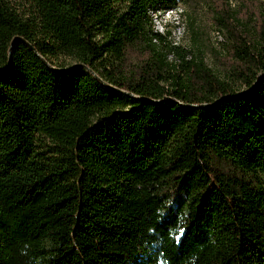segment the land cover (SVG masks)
Returning a JSON list of instances; mask_svg holds the SVG:
<instances>
[{"label": "trees", "instance_id": "trees-1", "mask_svg": "<svg viewBox=\"0 0 264 264\" xmlns=\"http://www.w3.org/2000/svg\"><path fill=\"white\" fill-rule=\"evenodd\" d=\"M175 1L0 0V264H264V49L200 96L113 70Z\"/></svg>", "mask_w": 264, "mask_h": 264}, {"label": "rangeland", "instance_id": "rangeland-1", "mask_svg": "<svg viewBox=\"0 0 264 264\" xmlns=\"http://www.w3.org/2000/svg\"><path fill=\"white\" fill-rule=\"evenodd\" d=\"M23 16L29 0H3ZM105 18L121 14L118 4L105 7ZM151 34L135 46L123 61L113 63L118 75L133 81L151 77L164 89L180 83L191 94L209 91V83L242 89L241 78L264 49V0H176L154 3L146 9ZM47 28L35 19V31L46 36ZM47 31V30H46ZM55 58L74 64L67 44L53 39ZM255 57V58H254Z\"/></svg>", "mask_w": 264, "mask_h": 264}, {"label": "water", "instance_id": "water-1", "mask_svg": "<svg viewBox=\"0 0 264 264\" xmlns=\"http://www.w3.org/2000/svg\"><path fill=\"white\" fill-rule=\"evenodd\" d=\"M260 76H262V75H260ZM243 93H245V91H242V92L238 93L236 96H239V95H241Z\"/></svg>", "mask_w": 264, "mask_h": 264}]
</instances>
